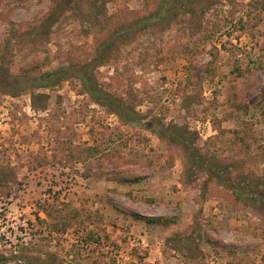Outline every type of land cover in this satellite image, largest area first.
<instances>
[{"label": "rangeland", "instance_id": "1", "mask_svg": "<svg viewBox=\"0 0 264 264\" xmlns=\"http://www.w3.org/2000/svg\"><path fill=\"white\" fill-rule=\"evenodd\" d=\"M69 2L33 48L6 47L9 30L40 23L53 0H0L1 65L37 76L90 60L95 34ZM153 4L110 0L105 19L128 24ZM168 15L119 38L96 67L100 86L139 123H122L75 77L0 89V264H264L256 205L188 170L180 147L144 125L176 126L211 162L264 182V0H182ZM204 66L213 71L199 79L193 67ZM116 207L179 220L148 225Z\"/></svg>", "mask_w": 264, "mask_h": 264}, {"label": "trees", "instance_id": "2", "mask_svg": "<svg viewBox=\"0 0 264 264\" xmlns=\"http://www.w3.org/2000/svg\"><path fill=\"white\" fill-rule=\"evenodd\" d=\"M64 0H53L54 11L50 12L44 19L37 25L31 26L26 31H19L16 29H10L6 39V47H10L12 44L25 43L33 44L36 48L39 43L47 39L50 34L51 26L62 14L61 6ZM110 0H71L67 8L78 11L79 17L82 21L87 23L88 29L94 32V42L92 45V57L90 60L79 59L76 57L75 61H71L66 66H60L56 69L44 71L37 76L29 74L12 75L9 67L3 66L2 56H0V89L4 93L17 94L21 90H32L35 88H48L54 85H58L62 81L69 77H75L81 83L83 89L90 96V98L100 106L104 107L111 113H115L122 123H139L141 117L135 108L125 104L121 98L104 90L96 76V67L105 63L111 55L114 54V48H118L120 42L119 38L126 39L130 34H137L139 31L148 29L157 24L158 21L170 18L168 15L169 10L182 0H154V7L149 10L148 15L137 18L135 21L128 22V24L116 22L113 24L109 18L105 19V6ZM66 9V7H65ZM61 11V12H60ZM109 19V21H108ZM117 40L119 41L118 43ZM14 41V43H11ZM3 64V65H1ZM195 75L201 79L200 71L203 70L207 74L213 71V68L204 66L200 68H194ZM7 81H10L8 83ZM4 83H8L5 86H1ZM18 89H16V88ZM261 98H264V89L260 94ZM151 125L147 126L155 131L165 139L169 144L173 143L180 147L182 153L186 158V165L188 170L194 171L195 174L205 171L209 178L215 179L223 187L229 189L237 201H241L243 204L256 205L260 214L264 218V182L263 176H249L247 174L238 173L232 174V170L229 166L223 167L217 164V162H211L206 156L207 153L196 149L194 140H189L180 131H171L176 126L168 127L161 124L160 126L155 123L148 122ZM155 125V126H154ZM195 146V147H194ZM188 165V166H187ZM126 182L138 181V178H132L128 180H122ZM206 183V180H205ZM202 196L204 194L202 193ZM205 198V197H204ZM116 209L127 215L132 216L137 220H144L148 225H159L168 227L172 224H176L179 220V215L169 216H142L140 214ZM61 230L67 229V224L64 223L60 228ZM5 259V258H4ZM3 258H0V261Z\"/></svg>", "mask_w": 264, "mask_h": 264}]
</instances>
